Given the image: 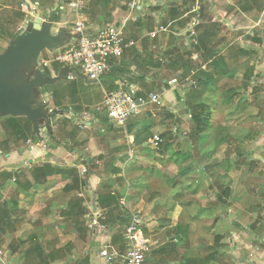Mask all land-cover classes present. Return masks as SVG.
<instances>
[{
	"label": "crops",
	"instance_id": "1",
	"mask_svg": "<svg viewBox=\"0 0 264 264\" xmlns=\"http://www.w3.org/2000/svg\"><path fill=\"white\" fill-rule=\"evenodd\" d=\"M38 1L40 5L32 20L38 18L42 23L47 21L53 28L51 34L58 33L54 42L48 44L65 47L70 32L67 23L72 20L73 15L68 14L70 17L66 19L62 18L63 13L60 12L50 15L56 4L55 0ZM97 1V9L101 11L100 14L97 13L99 16L104 15L107 22L91 24L99 27L123 23L126 37L133 40L135 45L125 52L119 67L108 76V79L113 80L110 89H95L98 93L96 102H82V98L72 101L66 96V104L61 101L62 105L56 106V91L50 92L40 87L42 81L43 87H47L62 78L54 68L55 65L61 67L54 62L58 50L45 48L39 52L36 49L26 51L25 58L21 57L20 60L12 62L10 69L0 78V96L3 97L0 99V109L9 113L4 116V121L9 117H27L26 114L16 112L15 109L20 105L27 104V111H38L44 99L53 101L50 106L58 110H67L70 107L73 114L52 116V126L48 127L45 112L41 110L42 117L37 119L34 126V137L26 142L8 140L7 143L0 144V252L3 253L0 264H122V257L126 253L122 231L128 222L129 213L133 210L139 212L146 223V220L153 217L150 212L158 207L163 208L167 214L172 211L175 220L167 221L165 218L164 222H167L164 226L175 228L174 243L179 246L176 249L180 260L167 261L166 264H186L187 260H198L200 264L204 261L205 264H264V201L261 203L259 197V200L255 199V209L247 204L249 197L264 195V159L260 160L259 154L254 153L253 157L255 161H261L258 163L261 169L259 172L251 173L236 165V158L226 157L229 161L226 162L224 158L221 161L228 163L223 174L218 176L217 182L212 186L206 184L207 194L213 195L212 203L218 204L216 211L229 215L226 209L230 203L229 198L233 196V206L239 214L232 224V231L225 233V229L220 230L213 236V246L208 249L210 251L197 257L185 249L187 235L181 229L184 225L196 226L191 220L184 218L187 216L186 209L193 208H188L185 204L190 203V200L183 201L185 195L183 196L182 187L179 185L173 194V190L170 191L162 178L168 170L176 169L175 172L180 176L190 172V166L195 160L190 152L186 156L181 154L178 145L184 143L187 151L195 146L197 154L203 152V148L210 147L205 156L207 162L204 163L205 166L197 169L196 178L197 182L200 179H212L216 171L215 151L218 152L219 148L226 146L227 140L222 137L219 141L209 138L208 130L203 139L195 138L191 141L181 138L167 148L161 138L160 153L157 154L158 150L149 144L151 137H147L146 129L149 125L152 128L157 126L158 129L166 126L162 123L164 119L161 118L159 109L151 108L140 116L132 117L125 128L111 125L104 115L96 116L92 111L101 102L104 92L113 91L115 87L119 89L123 83H130L129 86L139 89L133 79L152 84L161 83L175 76L182 80L192 71L196 83L205 87V98L207 96L213 102L218 98L225 110L239 109L238 116L241 120L247 113L246 105L242 104L243 101L240 102L239 93L242 92V87H248L247 83L251 81L258 83L264 78V0H137L133 10L130 8L132 0ZM88 2L89 0L87 4ZM11 4L12 0H0V49L3 52L7 50L5 46L8 47L19 32V27L14 31L9 30V26L15 21L12 23V18L5 19L3 16L13 14ZM85 14L88 17L87 9ZM130 14L138 15L136 21L130 19ZM193 21H196L193 28L195 35L191 36L188 28ZM194 41L197 42L196 45L193 44ZM41 52H44L45 58L40 59L38 65H42L39 72L43 80L40 82L37 77L35 79L39 84L31 86L37 88L33 102H17L12 98L14 96L2 94L3 85H7L3 80H7L8 73L26 61V64H35L34 60ZM11 53V50L5 52L0 58ZM44 63L47 65L44 66ZM124 68L130 71L127 80L121 75L114 76L120 69L125 70ZM82 81H72L70 85L66 84L70 86H66V89L77 86L76 90L94 91L88 85L96 83ZM217 84H225L221 94L216 93ZM28 88H21L24 97L29 95L31 88ZM170 91L172 92L163 93L164 100L168 99L172 103L167 104L164 101V110L174 115V112L177 113L174 108L179 105L177 101L181 97L176 95L175 90ZM89 95L91 98L92 95ZM8 104L13 105V112L5 107ZM32 105L35 108H31ZM206 108L211 115V108L208 105ZM83 109L95 117L94 124L81 125L80 115ZM210 120L211 126L212 118ZM142 127L144 130L138 132ZM227 128L228 126L225 129ZM136 133H140V136ZM229 137L230 134H226L225 138ZM243 143L244 141L240 147ZM184 157H188L186 161H189H184ZM42 166L51 170L46 177L34 171ZM83 167L87 168L85 175H81ZM156 177L157 184L153 183ZM76 180L84 182L85 185L66 192V186L72 185ZM225 188L229 190V195L223 198L224 203L221 204L218 200ZM199 189L193 185L191 191L187 192L192 198L191 201L199 196ZM79 194L83 197L80 198ZM108 195L116 199V205L108 204ZM75 200H82L86 211V205H98L105 212V216L107 211L116 209L115 214L120 213L122 218L110 217L109 222H106L107 231L101 232L88 228L85 212L78 219V223L82 221L87 236L83 241L76 231V213L70 212ZM104 202L105 206L99 205ZM198 210L201 214L208 213L206 205ZM227 218L224 217V223L229 220ZM199 219L202 223L211 222L209 215H203ZM149 222V225L155 224L154 221ZM120 228L121 231H118ZM162 243L164 245L161 246L160 255L165 256L168 240ZM103 245H108L109 251L116 254L113 262L107 263L99 256ZM156 248L158 247L147 256L145 264H161L157 260L158 256L154 255Z\"/></svg>",
	"mask_w": 264,
	"mask_h": 264
},
{
	"label": "rangeland",
	"instance_id": "2",
	"mask_svg": "<svg viewBox=\"0 0 264 264\" xmlns=\"http://www.w3.org/2000/svg\"><path fill=\"white\" fill-rule=\"evenodd\" d=\"M97 2H98L97 0H89L88 4L86 2V9L88 12V17L86 18L90 24L91 23L96 24V25L105 24L107 22V19L106 17H104V15L99 16L101 11L97 9ZM11 5L14 8H16V9H13L12 7L11 12L13 14L10 15L8 13L7 15H3V16L5 17V19L12 18L11 19L12 23L13 21H15L13 25L9 26V30L14 31L18 27H19L18 30H20V27L23 26L25 23L24 21L25 14L23 12L21 0H12ZM66 17L68 18L70 16L68 14L63 13L62 18L66 19ZM42 28L48 32V34H46L45 36L47 42L51 40L53 41L57 38L58 33L56 34L54 33V35H51V32H53V28L51 27L50 24L47 23V21L44 23ZM30 32L32 34H36L40 36L38 37V40L36 39L34 44L31 43L30 45H28L27 43H25V45L31 48H39V46L41 45L42 36L44 35L34 29H31ZM20 35L22 34H20L19 32L16 33V36H20ZM14 39L8 47H6L7 45L5 46V48L7 49L5 51L6 53L8 51L10 52L12 44L14 43ZM5 52L1 51L0 49V55H2ZM43 53L44 52H41V54L39 53V56L36 58V60H34L35 64L32 65L31 62H29L27 63L28 64L27 65L26 62L28 61H26L25 63L15 66L12 69L8 73V76L6 77L7 80L6 79L3 80V81H6L7 85H3L4 89L2 88V94L6 96H14L12 98L16 99L17 102H23L25 100L33 102L34 96L37 93V88L36 87L31 88V86L35 84L38 85L39 81L41 82V79L38 78L39 81L37 82L35 78L38 77L36 76L37 72H39V70L41 71L42 69V65H38V63L40 59L45 58V55ZM129 72L130 71L127 70V68L125 70L120 69L119 72H116L114 74V76L117 75V77H119L121 75L124 77L125 80H127ZM57 73L59 74L58 71ZM168 76H171V75H168ZM175 77L177 78V76ZM133 80H135L134 83L136 84V86L139 89L144 90L145 92L156 91L159 94L161 93L163 94L165 92L166 93L172 92L170 91V88L167 85H163L159 82H155L152 84V83L143 82L141 79H133ZM76 81H82V79H77ZM42 82L40 84V87L43 88V90H49L50 92L56 91V94L59 96L58 97L59 101H62V103L64 104H66V96L68 98H70V96L71 97L75 96V94L74 95L72 94V89L70 88L66 89V86H68L66 84L70 85L72 81H68L65 76L62 77L61 79H57L54 83H52V85L47 86V87H43L44 85ZM112 82L113 80H111L110 78L108 79V77H104L100 80V83L97 82L96 85H88V86H90L94 90L97 89V90L107 91L110 89V86H112ZM44 83H47V82H44ZM247 84H248V87H242V92L239 93V95H241L240 102L243 101L242 104L246 105L247 107V113L246 115L242 116L243 118L241 120L239 119L240 117L238 116L239 109L231 108V109L225 110L222 108L223 106L220 104V101L218 100V98H216L214 102H213V99H209L207 96L205 98L206 91H205V87H203V84H196V86L192 88V91H194L193 93L194 97L192 98V103L193 104H196L198 102L202 104L205 103L211 108V118H212L213 124H211L209 128V132H210L209 138L212 137V139L217 141L218 138L222 137L227 140L226 143L228 144L224 147L222 146L221 148H219L218 152L217 150L215 151L216 154L214 156H215V162H216V171L212 179H209V180L200 179L199 182H197V178H196V176L198 175L196 172L197 169L201 168L202 166H205L207 162V160L205 159V156H206V152L208 151L210 147L208 146V147L203 148L202 150L203 152H200L197 154L195 153V149H196L195 146H193L192 149L190 148L189 151H187V146L184 143L182 144L179 143L181 145H178L179 146L178 149L180 150L181 154L186 156V154H189L188 152H190L193 154L192 159L195 160L194 163L191 164L190 166L191 167L189 170L190 172L183 174V176H180V174L175 172L176 169H174L173 171L168 170V173L164 174L162 178V181L163 180L166 181V185L170 188V191L173 190V194L175 193L174 191L178 189V185H179L182 187L181 192H183V196L185 195L184 196L185 198H183V201L186 202L187 200H190V203L188 204L185 203V204L188 206V208L191 206L193 208L192 210L186 209L185 212H187L186 214L188 217L187 216L184 217L182 213V219L184 220V218H186V220H191V222H193V224L196 226L186 227V225H184L183 227H181V229H183L185 231L184 234L187 235V237L185 238L186 242L183 241L185 249L189 250L188 251L189 254H193L197 257L203 256L210 251L208 249L211 248V246H213V242H214L213 236L217 235L220 232V230L225 229V233H229L230 231H232V224L237 220V217L239 214V211H237V208L233 206L235 203L233 201V196L229 198L230 203L227 205L228 208L226 209L229 215H227V214H223V211L215 210L218 204L212 203V200H211V198L213 197L212 194L210 195L207 194L208 192H207L206 184H208V186H212V184H215V182H217L218 180V176H221L223 174V170L226 169L227 167L226 164L228 163L224 164V162H221V161H223L226 157L228 159L236 158L237 160L236 165L246 168L251 173L252 172L256 173V172H259V170H261L260 167L258 166V163H261V161H255L253 157L255 153V154L260 155V158H261L260 160L264 159V111H263V108H264V78L261 79V81H259L258 83L256 82L252 83L251 81ZM217 85H218L217 86L218 92L216 93L221 94V92L224 91L225 89V84L224 85L217 84ZM23 86H28L29 87L28 90L31 88L29 90L30 91L29 95H27L26 97H24L21 94V92L23 91L21 88ZM216 93L215 95H217ZM180 97L184 99V102L187 99L186 95H183V96L181 95ZM1 98L3 97L0 96V99ZM94 98L92 96L91 98L88 99V101L91 103L92 100H94ZM5 100H8V99H5ZM165 102L167 104H169V102L171 103V101H169L168 99H166ZM184 102L183 104H181L179 101H177V104L179 103V105H177L176 108H174L177 111V113L174 114L175 117L176 116L179 117V119L177 120H175L176 118L172 119V118L167 117L166 116L167 111L164 110V108H161V109L157 108L159 109L158 112L161 115V118L164 119L162 123H165L166 126H163L160 129H158L157 126H153L152 128V126L149 125L147 127L148 130L146 129V131H148L147 137L150 138L154 134L160 135L161 137L162 134L169 132V130H171L174 125V128L177 131V134L181 136L184 140L188 139L192 131L194 130V123L191 122V120L188 118L190 112L187 111V107ZM51 104H53V101L50 100L49 105ZM31 108H35V107L32 105ZM40 108L41 110H43L42 106H40ZM206 109L204 110L206 111ZM46 111L47 110L44 109L45 113ZM7 115H9V113H7V110L0 109V142L5 141L7 139V134L4 130L5 126H3L5 122L4 116H7ZM182 117H184V119ZM226 126H228L227 129H225ZM143 130L144 128L142 127L141 129H139L138 132L143 131ZM228 133L230 134V137L225 138L226 134ZM136 134L140 136V133H136ZM161 138L163 139V137ZM243 141L244 143L243 145H241L242 147H240V144ZM159 149L158 151H156L157 154L160 153ZM200 154L201 156H199ZM202 155H204V157H202ZM199 158H203L204 160H199ZM187 159L188 157L187 158L184 157V161H186ZM196 159H198V162H196ZM228 159H225V161L227 162ZM249 159H251L252 161H249ZM180 160L182 161L183 159H180ZM234 169H236V167ZM157 180H158V177H156L153 180V183L157 184ZM193 185L200 188L198 190L200 191V194L199 196L196 197L195 200L191 201L192 198L191 196L187 195V192L191 191V188L193 187ZM262 188H264V185ZM148 193H150L149 189H148ZM186 196L188 197L186 198ZM258 197L260 198V202L262 203V201H264V195L257 196V198H253V197L248 198L247 204L252 209H255L254 208V204L256 202L255 199H258ZM68 198L70 200V197H67V199ZM205 205L206 207H208V211H207L208 213L201 214L198 208H201L202 206H205ZM152 214H153V217L150 218V220H146V223L142 216L143 233L149 240L156 243V246L158 248L155 249L156 253L154 255L158 256L157 260L161 264H166L167 261L180 260L178 251L176 249L179 246L178 244L174 243V238L176 237V234L174 232L175 228L174 227L168 228L164 226V224L170 219L175 220L174 216H172V211L171 213L169 212L167 214V212L164 211L163 208L158 207L157 209H154L150 212V215ZM222 214L224 215V217H228L227 219H229L228 221H225V223H224V217H222ZM203 215L205 216L209 215L211 222L202 223V221L199 218L202 219ZM114 217L115 215H112V218ZM165 218L167 219L166 222H164ZM195 218H197V220L193 221L192 219H195ZM149 221H154L155 224L149 225L150 224ZM196 223H199V224L197 225ZM76 229H77L76 231L79 235V238L85 241L87 236H86V232L84 228L82 227V221L78 223ZM185 229H187V232ZM118 231H121V228ZM166 239L168 240V243H166L165 246H166V251L168 254L166 253L165 256H161L160 249L162 248L161 246L164 245L162 241H166Z\"/></svg>",
	"mask_w": 264,
	"mask_h": 264
},
{
	"label": "built area",
	"instance_id": "3",
	"mask_svg": "<svg viewBox=\"0 0 264 264\" xmlns=\"http://www.w3.org/2000/svg\"><path fill=\"white\" fill-rule=\"evenodd\" d=\"M136 1L132 0L130 5L132 10L136 8ZM55 2V7L50 11V15L57 12L73 15L72 20L67 23L70 27L68 44L63 48L58 46L54 48V50H58L54 62L63 68V73H59V76H65L68 81L82 79L87 83H100L102 78L110 76L119 67L118 64L122 61L125 52L135 45L134 41L126 37L123 23L99 27L90 24L85 16L87 0H55ZM21 4L25 14V26L33 21L40 4L38 0H21ZM129 17L136 21L138 15L130 14ZM24 26L20 28L19 33L25 30ZM195 26L196 21L189 25L188 32L191 36L195 35L193 32ZM193 44L196 45L197 42L194 41ZM193 76L194 73L190 71L182 80L172 77L161 84L175 90L176 95L183 96L196 86L197 83ZM178 101L183 104L184 99L179 98ZM49 103L50 101L47 99L42 102L43 110H47L45 115L48 127L52 126V116L62 117L66 113L73 115L70 107L67 110H58L51 107ZM151 108H166L164 94H159L156 91L142 92L136 87L123 83L119 89L104 92L101 102L92 111L96 116L104 115L111 125L125 128L132 117L140 116ZM80 117L82 126L95 123V117L85 112L84 109ZM188 118L190 119V114ZM161 143L160 135L154 134L149 139V144L155 150L160 148ZM86 173L87 168L83 167L81 175ZM78 196L83 197L82 194ZM86 206L88 228L101 232L107 231L105 212L98 205ZM122 239L126 247L122 264H145L147 256L156 247V243L149 240L143 233V220L140 213L135 210L129 213L128 222L122 231ZM109 249L108 245H103L99 251V256L107 263L113 262L116 257V254L110 252ZM2 255L3 253L0 252V256Z\"/></svg>",
	"mask_w": 264,
	"mask_h": 264
},
{
	"label": "trees",
	"instance_id": "4",
	"mask_svg": "<svg viewBox=\"0 0 264 264\" xmlns=\"http://www.w3.org/2000/svg\"><path fill=\"white\" fill-rule=\"evenodd\" d=\"M214 65H215L214 67L217 68L216 63H214ZM54 68H55V70L57 69V71L60 74L63 73V68L57 67L56 65ZM61 77H63V76H61ZM129 85H130V83H129ZM76 87L77 86L71 87V88H73L72 94L73 95L75 94L74 97L70 96V99L72 101H74V100L76 101V99L82 98V102L85 101L87 103H90L88 101V99L90 98L89 94H91L93 97L96 96L94 99L95 102L98 100V93L96 90L92 89L94 91L85 92L84 90H82V91L76 90L77 89ZM113 90H116V87ZM193 93H194V91H192V90L189 93H187V95H186L187 99L184 102L186 104L187 111L190 112V114H191L190 120H191V122L194 123V130L192 131L190 137L186 140H191V139H195V138L203 139V137H205V134L207 133V131L210 128L211 115L207 110L206 111L204 110L207 106L200 103V102L193 104L192 103V98L194 97ZM58 97L59 96L57 94H56V96L54 95V103L56 106H61L62 103H61V101H59ZM166 113H167L166 114L167 117L172 118V119L176 118L175 120L178 119L177 117H175V115L171 114L170 112L167 111ZM34 125H35V122L33 121L32 118H28V117H21V118L20 117H18V118L9 117V118H6L3 126H5L4 130L7 134V139L0 144L7 143L9 139L11 141L12 140H20V141L26 142L31 137H34ZM161 136L163 137V139L165 141V145L167 148L171 145L172 142L179 141L182 138L181 136H179L177 134V131L174 128V125H173V128L171 130H169V132H166L165 134H162ZM219 140H221V139L218 138V141ZM34 171L36 173H42L44 175V177H46L47 175H49L51 173V170L47 169V167L45 168L44 166H42L40 168H36ZM84 185H85L84 182H79L78 180H76L75 182L72 183V185L66 186V192L78 189L79 186H84ZM228 195H229V190L227 188L222 189V194L220 195L218 201H220L221 204L224 203L223 198L227 197ZM108 197H109L108 198V204L111 206L116 205V199L114 197H111L110 195H108ZM99 205L105 206L106 204L104 202L102 204L99 203ZM72 209L73 210H70V212L76 213V215H75L76 216V222L78 223V219L82 218L86 212V209L84 208L83 201L82 200L73 201ZM115 210L116 209H114L110 212L107 211L108 213H106V218H107L106 222H109V219H111L110 217H112L111 215H115V217H114L115 219L122 218V215L120 213L115 214ZM191 263L192 264H200V263H198V260H187L186 261V264H191ZM202 263L205 264V261Z\"/></svg>",
	"mask_w": 264,
	"mask_h": 264
},
{
	"label": "water",
	"instance_id": "5",
	"mask_svg": "<svg viewBox=\"0 0 264 264\" xmlns=\"http://www.w3.org/2000/svg\"><path fill=\"white\" fill-rule=\"evenodd\" d=\"M43 25H44V23L41 22V19L36 18L33 21H30L28 23V25L24 26L25 30L23 32H20L22 35L17 36V38L14 40V43L12 44V47H11L12 53L10 55H7L6 57L0 58V78L4 74L5 71L10 69L12 62H14L15 60H20L21 57L25 58L24 53H26V51L29 52V51H32V49H36L39 52L40 50H43L45 48H47V49H54L55 48V45L53 46L51 44H48L52 40L49 42L46 41L45 36H46V34H48V32L42 28ZM31 29H34V30H36V31H38L44 35V36H42L41 45L39 46V48H31V47H28L25 45V43H27L28 45H30L31 43L34 44L36 39L38 40V37L40 36V35L32 34L30 32ZM53 42H54V40L52 41V43ZM37 76L39 79H42V75L40 74V72H37ZM2 99L3 98H1V100ZM26 106H27V104L20 105L15 110H16V112L26 114V116L28 118H32L33 121L35 122V125H36L37 119L42 117V115L40 114L41 108L38 111L34 112V111H27L25 109ZM5 107L10 112H13V110H14L12 108L13 105L8 104Z\"/></svg>",
	"mask_w": 264,
	"mask_h": 264
}]
</instances>
